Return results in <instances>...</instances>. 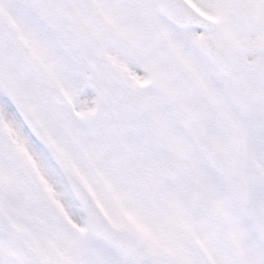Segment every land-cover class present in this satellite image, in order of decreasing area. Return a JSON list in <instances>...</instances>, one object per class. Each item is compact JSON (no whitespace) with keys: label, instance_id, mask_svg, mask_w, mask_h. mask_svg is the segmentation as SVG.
<instances>
[{"label":"snow or ice","instance_id":"6c2138e0","mask_svg":"<svg viewBox=\"0 0 264 264\" xmlns=\"http://www.w3.org/2000/svg\"><path fill=\"white\" fill-rule=\"evenodd\" d=\"M0 264H264V0H0Z\"/></svg>","mask_w":264,"mask_h":264}]
</instances>
